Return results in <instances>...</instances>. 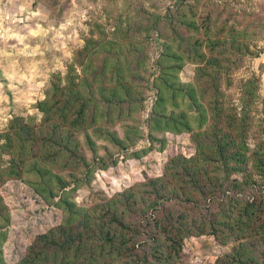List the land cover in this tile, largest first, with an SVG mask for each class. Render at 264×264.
Listing matches in <instances>:
<instances>
[{
  "label": "rangeland",
  "instance_id": "374dc122",
  "mask_svg": "<svg viewBox=\"0 0 264 264\" xmlns=\"http://www.w3.org/2000/svg\"><path fill=\"white\" fill-rule=\"evenodd\" d=\"M167 41L185 57L177 71L181 82H193L199 53L209 56L213 50L218 59L208 67L210 77L218 78L236 110L245 87L254 85L248 141L251 146L264 141V131L258 128L264 122V0H0V132L15 117L37 126L42 113L36 103L50 96L55 84L63 86L73 76L88 100L82 128L72 130L76 155L63 150L48 163L68 181V200L89 207L125 189L143 191L142 183L161 175L172 156L195 151L190 132L157 130L162 144L147 138L157 92L153 77L159 71L154 62ZM171 97H166L169 110L175 106ZM108 131L127 143V149L108 138ZM139 133L143 138L133 143ZM146 147L150 149L142 153ZM80 156L95 159L86 165ZM100 157L107 168L98 169ZM24 178L0 185L10 215L2 244L8 264L17 263L31 241L58 225L64 213L56 205L60 189L47 199L27 182H36V175ZM128 208L133 215L136 207ZM232 245L209 234L189 237L178 264H215Z\"/></svg>",
  "mask_w": 264,
  "mask_h": 264
},
{
  "label": "trees",
  "instance_id": "16d2710c",
  "mask_svg": "<svg viewBox=\"0 0 264 264\" xmlns=\"http://www.w3.org/2000/svg\"><path fill=\"white\" fill-rule=\"evenodd\" d=\"M209 46L214 49V42ZM209 51V56L200 52V60H195L198 75L193 82L179 80L177 71L186 60L170 41L154 62L159 71L153 77L157 92L147 120V138L162 144L157 130L190 132L195 151L190 156H172L161 175L149 176L142 183L143 191L125 189L89 207L68 200V181L48 163L63 150L76 155L72 130L82 128L88 100L73 76L63 86L55 84L52 94L36 103L42 113L37 126L15 117L0 132V185L10 178L25 180L32 173L37 181L27 182L40 195L48 199L60 189L56 205L64 212L61 222L37 235L14 264H178L184 240L207 234L222 243L233 241L230 251L215 264H264V141L253 146L248 141L255 87L252 83L245 87L236 110L218 78L210 77L208 67L218 57ZM171 94L175 106L169 110L166 97ZM258 126L264 131V122ZM107 136L127 149L115 132ZM139 138H143L141 133L132 142ZM86 140L91 144L90 134ZM37 143L41 144L36 147ZM51 147L58 151L51 152ZM91 150L95 152L93 146ZM80 159L89 165L95 158ZM98 160V169L108 167L103 157ZM170 203L180 208L171 210ZM131 205L136 207L133 215ZM9 223L0 195V264H8L2 244Z\"/></svg>",
  "mask_w": 264,
  "mask_h": 264
}]
</instances>
